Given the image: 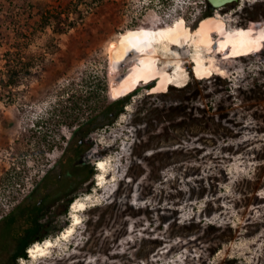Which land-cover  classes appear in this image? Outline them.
Listing matches in <instances>:
<instances>
[{
  "label": "rangeland",
  "instance_id": "374dc122",
  "mask_svg": "<svg viewBox=\"0 0 264 264\" xmlns=\"http://www.w3.org/2000/svg\"><path fill=\"white\" fill-rule=\"evenodd\" d=\"M70 1L74 26H39ZM17 44L30 68L9 85ZM104 83L122 110L72 134ZM88 95L53 135L77 116L68 98ZM71 196L86 208L63 238ZM37 200L54 245L19 264H264V0H0V219Z\"/></svg>",
  "mask_w": 264,
  "mask_h": 264
},
{
  "label": "trees",
  "instance_id": "16d2710c",
  "mask_svg": "<svg viewBox=\"0 0 264 264\" xmlns=\"http://www.w3.org/2000/svg\"><path fill=\"white\" fill-rule=\"evenodd\" d=\"M75 2L70 1L67 5L66 9H64L63 12H52L49 9L41 10L39 12L40 18H39V26L41 28H44L46 25L53 24L52 21H55L53 25V31L55 32H63L66 30V28L74 26L75 21L70 18L69 13H71V5H73ZM75 6V5H74ZM211 8V6H210ZM75 9V8H73ZM78 15L81 14V11L78 10ZM63 13H65V16L63 17ZM211 13H207L206 15H209ZM205 15V16H206ZM17 52L16 56H18V59L16 60V63L14 65L10 64V62H13V58H11V55L13 51L7 50L5 52L6 56V84L14 85L16 81L18 80L19 76L22 74H28L29 68H30V62L29 60H24L22 54V48L19 46L20 44H17ZM149 88V86H147ZM170 91L176 90L178 88H169ZM180 89V88H179ZM99 91L102 93V97L104 99V104L101 106H92L95 113L92 115L89 119H87L85 122H83L78 128H76L72 134H77L80 129H82L85 125H89L92 123V126L94 128L101 127L105 124H108L110 122V117L114 113H117L118 111L122 110V107L126 100L124 98L117 99L115 101H107V93H108V87L107 84H102L100 86ZM168 91L165 92L167 94ZM164 94V95H165ZM74 96V95H73ZM68 98V101L72 102V111L77 114V116H74L72 113H66L67 115H63L64 117L59 120L58 123L55 124V128L53 129V135L55 133L59 134V129L57 126L59 125H68L71 127V124L76 121V119H79V110L81 109V105L88 102L91 99V96H86L82 98L81 96H77L75 98L76 100L72 99V97ZM75 97V96H74ZM99 107V108H97ZM116 107L115 111L114 108ZM77 110V111H76ZM56 109L53 108L50 113L51 115L48 116V118H41L36 122L37 127H42L43 124L47 123L50 119H52L53 115L55 114ZM64 114V113H62ZM63 119V120H62ZM70 120V121H68ZM109 121V122H108ZM62 123V124H60ZM83 126V127H81ZM86 132H84L85 135ZM83 135V134H82ZM83 135V137H84ZM43 140L45 141L46 147L50 150L52 149V140L49 142V139H47V135L43 134ZM73 137V136H72ZM83 140H77L74 144V150L78 149L83 145ZM82 162L80 160L78 161H72L70 160V167H77ZM97 169L94 165L87 166L86 168V174L87 176L92 175L93 173H96ZM86 176V177H87ZM73 196L69 197L65 201L63 214L66 213V210L68 208V204H70L73 200ZM42 210V206L40 201H36L35 203L22 205L19 204L16 206L11 212L7 213L4 217L0 219V234L3 237V243H8L12 250L4 253L3 257L0 258V264H19L18 260L19 258L27 259V249L30 245L34 244L35 242H42L46 238H49V234L51 232L43 233L41 232V223L39 219L38 212ZM68 224V222H64V224H60L56 230H54L52 233L58 235L60 231ZM5 241V242H4Z\"/></svg>",
  "mask_w": 264,
  "mask_h": 264
},
{
  "label": "bare ground",
  "instance_id": "6f19581e",
  "mask_svg": "<svg viewBox=\"0 0 264 264\" xmlns=\"http://www.w3.org/2000/svg\"><path fill=\"white\" fill-rule=\"evenodd\" d=\"M228 3H225L224 5H221L219 7H222V6H225V5H228ZM217 7V8H219ZM153 83L155 82V79H153ZM151 81H149L148 83L146 84H149ZM152 83V85H153ZM151 85V86H152ZM178 88V87H176ZM96 167L97 169H100L102 170L103 172L106 171V162L103 160V159H98L97 162H96ZM101 172V171H100ZM100 172L98 173V176H99V185H101L102 183H104L105 181V177L104 175H101ZM86 199L88 198L87 196L85 197ZM70 208H71V214L73 216V223L69 226V227H66V231L63 232L62 234V237L65 238V237H68V236H71L75 233L76 231V228H75V225L78 223H81L80 221V217L78 215V211L80 210H83L86 208V205H85V201L83 199H75L72 204L70 205ZM53 242L51 240H48L47 238L44 240V243L43 244H35L34 246L31 247V249H29L28 252H30V256L31 257H35V256H44L45 253H47L49 251V248L50 247H53ZM40 256V257H41Z\"/></svg>",
  "mask_w": 264,
  "mask_h": 264
},
{
  "label": "water",
  "instance_id": "95a60500",
  "mask_svg": "<svg viewBox=\"0 0 264 264\" xmlns=\"http://www.w3.org/2000/svg\"><path fill=\"white\" fill-rule=\"evenodd\" d=\"M212 8H217L221 5H224L225 3H233L237 0H207Z\"/></svg>",
  "mask_w": 264,
  "mask_h": 264
},
{
  "label": "flooded vegetation",
  "instance_id": "af4514ba",
  "mask_svg": "<svg viewBox=\"0 0 264 264\" xmlns=\"http://www.w3.org/2000/svg\"><path fill=\"white\" fill-rule=\"evenodd\" d=\"M207 1V0H206ZM207 3H208V6H209V8H210V4H209V2L207 1ZM231 5V3H229L228 5H226V7L227 6H230Z\"/></svg>",
  "mask_w": 264,
  "mask_h": 264
}]
</instances>
